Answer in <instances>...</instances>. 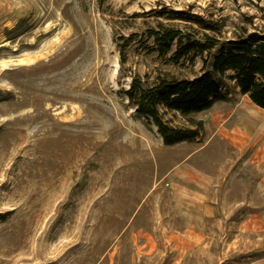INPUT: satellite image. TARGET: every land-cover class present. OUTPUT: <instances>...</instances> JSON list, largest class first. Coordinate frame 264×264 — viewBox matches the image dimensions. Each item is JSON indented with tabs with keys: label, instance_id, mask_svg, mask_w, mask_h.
Returning a JSON list of instances; mask_svg holds the SVG:
<instances>
[{
	"label": "rangeland",
	"instance_id": "1",
	"mask_svg": "<svg viewBox=\"0 0 264 264\" xmlns=\"http://www.w3.org/2000/svg\"><path fill=\"white\" fill-rule=\"evenodd\" d=\"M164 8L216 21L221 39L264 31V0H0V264L264 259V157L234 135H255L244 113L264 108L226 78L227 98L191 115L203 134L167 145L126 94L136 74L202 70L152 50L159 21L204 30Z\"/></svg>",
	"mask_w": 264,
	"mask_h": 264
},
{
	"label": "trees",
	"instance_id": "2",
	"mask_svg": "<svg viewBox=\"0 0 264 264\" xmlns=\"http://www.w3.org/2000/svg\"><path fill=\"white\" fill-rule=\"evenodd\" d=\"M157 15L196 23L204 29L184 30L164 21L149 27L147 36L152 40L151 48L160 57L173 65L195 64L200 57L202 70L192 77L159 74L153 82L136 74L126 90L138 114L158 127L165 144L195 141L203 134L204 121L191 115L208 110L227 98L226 78L264 108V31L244 30L234 37L221 39L207 32H221V25L200 14L164 8ZM126 61L123 53L122 62ZM167 112L188 117L189 124L172 123L165 118Z\"/></svg>",
	"mask_w": 264,
	"mask_h": 264
},
{
	"label": "bare ground",
	"instance_id": "3",
	"mask_svg": "<svg viewBox=\"0 0 264 264\" xmlns=\"http://www.w3.org/2000/svg\"><path fill=\"white\" fill-rule=\"evenodd\" d=\"M254 107V106H253ZM247 113L249 114V116L253 119L254 122V126L256 128V133L254 136H252V138L254 139V141H256L258 144L261 145V148L264 149V115L256 110H246ZM112 116V115H111ZM104 118V117H103ZM99 119V118H98ZM105 120V119H104ZM112 121V120H111ZM120 127V126H119ZM102 128V127H101ZM129 129V128H128ZM132 129V128H131ZM103 132V131H100ZM115 133V132H114ZM134 133V132H133ZM116 134V133H115ZM118 134V133H117ZM234 135L236 136V138L238 137H245L248 138L251 136L246 135L245 133H241L240 131H235ZM131 136V135H130ZM134 140V139H133ZM136 142V141H135ZM144 142V141H143ZM126 144V143H125ZM145 145V142H144ZM125 148V146H124ZM137 149L138 147H134V149Z\"/></svg>",
	"mask_w": 264,
	"mask_h": 264
},
{
	"label": "crops",
	"instance_id": "4",
	"mask_svg": "<svg viewBox=\"0 0 264 264\" xmlns=\"http://www.w3.org/2000/svg\"><path fill=\"white\" fill-rule=\"evenodd\" d=\"M247 95V94H246ZM219 102V101H218ZM218 102H216V103H218ZM215 103V104H216ZM214 104V105H215ZM213 105V106H214ZM212 106V107H213ZM211 107V108H212ZM244 114H246L247 115V111L245 110V113ZM244 131V130H243ZM257 131V130H256ZM245 133H246V135H248V133L246 132V131H244ZM256 133V132H255ZM253 135V134H252ZM252 135H248V136H251L252 137ZM254 136V135H253ZM255 144H256V141H255ZM257 145V144H256ZM257 156H260V157H264V149H262L261 148V145L260 144H258L257 145ZM259 186L261 187V188H263V185H264V177L262 176V178H261V180L259 181ZM192 193V196L194 197L193 199V202H195V204H196V206H197V203H199V201H200V193L199 192H195L194 190H192L191 191ZM187 194H189V193H187ZM210 208H215V205L213 204V205H210L209 206ZM263 209L264 208H262L261 210H262V212H263ZM262 216H263V214H262ZM258 219V218H257ZM253 264H264V259H262V260H260V261H257V262H255V263H253Z\"/></svg>",
	"mask_w": 264,
	"mask_h": 264
}]
</instances>
